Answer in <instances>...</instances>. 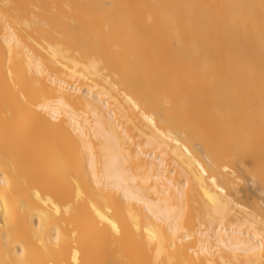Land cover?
<instances>
[{"label":"bare ground","instance_id":"1","mask_svg":"<svg viewBox=\"0 0 264 264\" xmlns=\"http://www.w3.org/2000/svg\"><path fill=\"white\" fill-rule=\"evenodd\" d=\"M239 167L264 0H0V264H264Z\"/></svg>","mask_w":264,"mask_h":264},{"label":"rangeland","instance_id":"2","mask_svg":"<svg viewBox=\"0 0 264 264\" xmlns=\"http://www.w3.org/2000/svg\"><path fill=\"white\" fill-rule=\"evenodd\" d=\"M196 148L198 150L201 149V147L199 145H196ZM241 167L238 168V173L241 175L242 177V184L244 185V188L246 190V193L252 195L253 197H255L258 202L260 203V205L263 207V215H264V191L262 190V187L259 186L258 184L254 183V181L251 179L250 175L246 172H244L243 170L240 169Z\"/></svg>","mask_w":264,"mask_h":264}]
</instances>
